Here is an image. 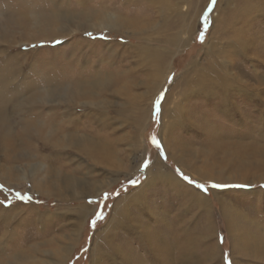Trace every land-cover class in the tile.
I'll list each match as a JSON object with an SVG mask.
<instances>
[{
	"label": "rangeland",
	"instance_id": "374dc122",
	"mask_svg": "<svg viewBox=\"0 0 264 264\" xmlns=\"http://www.w3.org/2000/svg\"><path fill=\"white\" fill-rule=\"evenodd\" d=\"M210 2L0 0V75L8 82L0 101L7 117L22 119L12 130L23 121L44 123L24 142L28 158L0 146V201H12L0 207V264H90L100 245L105 251L95 264H226L225 253L232 264H264V0H252L242 24L228 13L236 0H216L205 22ZM91 13L126 24L75 29L64 20ZM236 40L246 45L232 56ZM215 49L221 52L214 63L226 67L214 70L233 74L235 96H222L220 84L200 77L210 61L206 52ZM73 81L85 95L39 105L28 100L32 89ZM32 107L39 117L26 112ZM60 124L63 133H80L82 145L48 138L46 131ZM142 157L157 162L139 168ZM32 165L39 168L27 174ZM129 177L139 183L129 184ZM212 183L249 186L212 189ZM16 191H26L31 203H18ZM94 210L103 218L92 227ZM128 245L123 260L115 252Z\"/></svg>",
	"mask_w": 264,
	"mask_h": 264
},
{
	"label": "bare ground",
	"instance_id": "6f19581e",
	"mask_svg": "<svg viewBox=\"0 0 264 264\" xmlns=\"http://www.w3.org/2000/svg\"><path fill=\"white\" fill-rule=\"evenodd\" d=\"M237 1L239 2V3H237ZM254 2L256 1V0H253ZM121 3V2H120ZM263 4V3H262ZM235 5H237L236 6V8H235V10H234V7H232L233 8V10H230V11H228V13L230 12H232V14H234V17L235 18H239V20L241 21V24L243 23V21L245 22V21H247L248 19H249V17L247 18V15H249V12H250V8H251V6L253 5V2H252V0H236V4ZM251 5V6H250ZM254 6V5H253ZM227 7V6H226ZM229 7V6H228ZM253 8V7H252ZM83 12H85V11H83ZM95 12V11H94ZM257 12V11H256ZM86 13V12H85ZM85 13H83V14H85ZM98 15H96V13H91V16H88V15H86V16H84V17H82V15H81V17H79L77 14H76V16L73 14V15H66V16H64V20L65 21H70V23L73 25L74 24V27H75V29H79V27L80 26H88V27H93V28H95V29H102V28H105V29H110V30H119L120 28V26L123 24H126L125 23V21L124 20H122L121 18H119L117 15H111V14H103V15H101L100 13H97ZM253 14V13H252ZM245 15H246V17H245ZM51 17V16H50ZM50 17H45L46 19H44L45 21H48L49 19H50ZM53 18H54V16H53ZM81 18H84L83 19V22H82V20H81ZM226 18V17H225ZM230 18H232V17H230ZM233 19V18H232ZM44 20H38V21H44ZM228 20H229V18H228ZM227 20V21H228ZM34 21H36V20H34ZM226 21V20H225ZM231 21H233V20H231ZM236 21V20H235ZM225 23V22H224ZM227 23H229V22H227ZM233 23V22H232ZM232 23L230 24V25H232ZM221 25H223V24H221ZM0 26H1V24H0ZM78 26V27H77ZM223 28V27H222ZM239 30L238 31H241L240 29H241V27L240 28H238ZM234 30H236V29H234ZM224 31L225 30H222V31H220L219 33L220 34H222V33H224ZM222 32V33H221ZM223 35V34H222ZM219 37H221V36H219ZM225 37V36H224ZM244 38V37H243ZM237 41V40H236ZM208 42H212V40L211 41H208ZM239 42V43H238ZM242 42L243 41H241L240 42V40L239 41H237V44L235 45V47H233V52H231L232 53V56L234 55L233 53L234 52H236V53H238L239 51H240V49L242 48V47H245L244 45H246L245 43L244 44H242ZM211 44H213V43H211ZM230 44V43H229ZM242 45V46H241ZM210 53H211V51H209ZM221 51H220V49H219V51H217V49H215V51H213L211 54H209L208 53V51L206 52V56H208V57H210V61H208L209 63H208V65H207V70H203V68H202V70H201V68H198V69H200L201 71H199V73H201V76L200 77H202L201 79H210L211 81H213V84H220V86L222 87V92H220V94L222 95V96H224V97H228L229 96V94H233V96H235L236 95V92H235V90H234V88H232V84H233V86H234V80H233V78H232V75L233 74H231L230 73V75H224L223 76V74L221 73V72H217V71H215L214 69L215 68H219L220 66H225V64L223 63V64H219V63H214V59H215V53H217V54H219ZM237 55V54H236ZM231 59H233V57L231 58V56L229 57V61L231 62ZM230 62L228 63V64H230ZM226 67V66H225ZM220 69V68H219ZM230 69V68H229ZM193 71V70H192ZM168 72L169 71H167L166 72V74H168ZM194 72V71H193ZM198 72V71H197ZM219 73H221L222 74V76H220V74ZM184 77V76H183ZM197 77V76H196ZM199 77V76H198ZM236 77V76H235ZM7 78L5 77V76H2V75H0V89H2V88H4V87H7L6 85H8V82H7V80H6ZM196 79V78H195ZM204 79V80H205ZM203 80V81H204ZM96 81H98V80H96ZM210 81V82H211ZM237 84V83H236ZM239 85V84H238ZM226 87H228V88H226ZM229 87L230 88H232V89H230L229 90ZM220 90V89H219ZM1 92V91H0ZM85 95L84 94V91H83V85H82V83L81 82H79V81H73V83H66V84H58V85H49V86H47V85H45V86H42V87H38V89H32L31 90V92L29 93V97H28V100H30V101H34L36 104H40L41 102H51V101H55V102H60V101H67V99L68 100H71V99H73V98H75L77 95ZM239 97V96H238ZM235 98V97H234ZM3 100V99H2ZM0 101V132L2 133V135H3V139L5 140V143L4 144H1L0 146L3 148V149H5V150H7V148L9 149V150H14L15 151V153L19 156V157H22V158H28L31 154L28 152V150H26L25 148H24V142H25V140L29 137V135L30 134H32V131H37L38 129L42 132L43 131V128H42V126H44L43 124V122L42 121H36L35 123H31V122H28V121H23L22 122V124L23 125H20V128H21V130H18V132H20L22 135H21V138L17 141L16 140V138H13L11 141H9V142H7V137L8 136H10L11 134H16L17 135V131L16 130H12L11 129V127H10V125H12L13 124V122H16L17 124H18V122H21L22 121V119H20V120H15V121H12V119H14L15 117L16 118H18V116H11V117H7V113H6V110L3 108L4 107V103H3V101ZM19 104L18 103H16L15 104V106H18ZM231 107V106H230ZM229 107V108H230ZM36 108L35 107H32V108H25V110H26V112H29V111H31L30 112V114H34L33 113V110H35ZM19 110H20V108H19ZM22 110V109H21ZM179 111V110H178ZM38 113V112H37ZM170 114H171V116L173 117V112H169ZM169 113L167 114V116H168V118H170V116H169ZM35 115V114H34ZM36 117H39V116H37V115H35ZM53 116H55L54 114H51V117H53ZM175 116V115H174ZM53 119V118H52ZM35 126L34 128H32V126L33 125ZM42 124V125H41ZM166 126V125H165ZM38 129H37V128ZM77 127V126H76ZM79 127V126H78ZM64 130H65V125L64 124H60V125H56V126H53L51 129L49 128V130H47L46 132H47V136H49L48 138H50V139H55L56 137H58V138H62V140H61V142H62V144H65L66 143V145H75V146H80V145H82V143H83V139H84V137L80 134V133H78V132H76V131H66V133H63L64 132ZM67 130H68V127H67ZM61 133H63V134H61ZM0 138H2V137H0ZM61 144V143H60ZM18 150V151H17ZM108 151V150H107ZM103 153H104V155H103V157H106V158H108L107 157V154H109V153H107V154H105L106 153V151L104 152V150H103ZM39 168V165H32L31 167H30V169L28 170V171H26V173L28 174V173H31V174H34V172L37 170ZM5 176V175H4ZM2 177L4 180H5V182H9V180L11 179V178H9V177H7V175L5 176V177ZM21 176L23 177V175L21 174ZM35 182H37L36 180H35ZM34 185H36L35 183H34ZM38 187H39V189L41 188V185H38ZM41 191V190H40ZM77 217L79 218V217H81V212H78V214H77ZM153 220V219H152ZM140 223V222H139ZM143 226H145V225H143ZM161 226V225H160ZM140 227V226H139ZM156 227V226H155ZM137 228V225H136V223H135V225L134 226H132V228L130 227V231H132L133 232V230L134 229H136ZM145 228V227H144ZM147 228V227H146ZM157 228H159V227H157ZM160 229V228H159ZM148 230V229H147ZM160 231V230H159ZM246 231V230H245ZM145 233V232H144ZM147 233V232H146ZM153 233V232H152ZM140 234V233H139ZM155 234H156V232H155ZM143 238H145V239H149V236H146L145 234H142L141 235ZM160 236V235H159ZM163 236V235H162ZM151 237V236H150ZM161 238V237H160ZM102 239H104V238H102ZM157 240V239H156ZM161 241V240H160ZM159 241V242H160ZM145 242V241H144ZM158 242V241H157ZM158 242V243H159ZM162 242V241H161ZM148 244V243H147ZM147 244H146V246H147ZM156 244V243H155ZM154 244V245H155ZM160 244V243H159ZM124 244H122V246H123ZM144 245V244H143ZM247 245V243L245 244V246ZM121 246V245H120ZM127 246V245H126ZM129 246V245H128ZM123 248V247H122ZM150 249V248H149ZM153 249H155V247L153 248ZM93 250V249H92ZM123 250V249H122ZM122 250H120L119 248H117L116 249V252H115V250H114V252L115 253H120V257H121V259H123V260H128L125 256L129 253V254H131V251H130V246L129 247H126V249L125 250H123V251H125L124 253H123V251ZM151 250V249H150ZM159 250V249H158ZM160 250H161V248H160ZM165 250V249H164ZM104 248L100 245L99 247H97L95 250H93L92 251V253H91V263L90 264H95V261H96V258L97 257H99V255H102V254H104ZM162 251V250H161ZM165 252V251H164ZM65 253V252H64ZM159 253V252H158ZM163 253V252H162ZM148 254V253H147ZM264 253H262V255H263ZM128 256V255H127ZM135 257H136V255H134ZM162 256V255H161ZM133 257V256H132ZM139 257H140V255H139ZM139 260H140V258H139ZM90 262V261H89ZM134 262H135V260H134ZM137 262V261H136ZM141 262V261H140ZM120 263V262H119ZM138 263V262H137ZM136 263V264H137ZM162 263V262H161ZM61 264V263H60ZM139 264V263H138Z\"/></svg>",
	"mask_w": 264,
	"mask_h": 264
},
{
	"label": "snow or ice",
	"instance_id": "6c2138e0",
	"mask_svg": "<svg viewBox=\"0 0 264 264\" xmlns=\"http://www.w3.org/2000/svg\"><path fill=\"white\" fill-rule=\"evenodd\" d=\"M216 0H211L210 4L208 5V7L203 11V19L205 22H207L208 19V15H209V11L213 9V6L215 4ZM90 35V34H89ZM198 40L203 41L204 38V32H200L199 35L196 37ZM54 43H59V41H54ZM33 47H36L35 45H33ZM163 94H161L162 96ZM155 114H159L160 112V96H157L155 103L153 105ZM151 142L157 147V157L158 158H163L164 162L166 163L167 160V156L165 154V151L162 147V144L160 141L157 140L155 135H152L150 137ZM157 161H152L147 157H142L141 161H138V167L139 168H147L150 164H155ZM179 171V170H176ZM183 180L184 181H188L190 184H195V181H191L189 180L188 176H183ZM128 183L129 184H138L139 180L138 179H133L131 177L128 178ZM249 185L247 183L245 184H236V185H230V184H224V183H212L211 184V188L212 189H222V188H228V187H235V188H244V187H248ZM5 186L4 185H0V189H3ZM14 186H9L8 190L11 191V188ZM198 189H202L204 191V194L207 195L208 194V188L205 187L204 184H199L197 185ZM15 198L16 201L19 202H25V203H31L32 201V197L30 195L27 194V192H21V191H16L15 192ZM39 202V201H38ZM12 203V201L8 200L7 197H5V199L3 201H0V207H4L6 206V204L10 205ZM90 204H94L95 201H89ZM93 215V219L90 221V225L92 227H95L96 222L98 219H102L103 218V214L99 211H93L92 213ZM221 243L223 242V239L221 238ZM229 254L225 253L224 254V260L226 262V264H232V261L230 259H228Z\"/></svg>",
	"mask_w": 264,
	"mask_h": 264
},
{
	"label": "trees",
	"instance_id": "16d2710c",
	"mask_svg": "<svg viewBox=\"0 0 264 264\" xmlns=\"http://www.w3.org/2000/svg\"><path fill=\"white\" fill-rule=\"evenodd\" d=\"M197 185H199V184H197ZM205 187H206V185H205Z\"/></svg>",
	"mask_w": 264,
	"mask_h": 264
}]
</instances>
